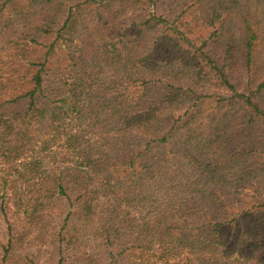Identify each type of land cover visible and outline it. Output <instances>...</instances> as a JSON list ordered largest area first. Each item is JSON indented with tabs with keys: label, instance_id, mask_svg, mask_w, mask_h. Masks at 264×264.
<instances>
[{
	"label": "rangeland",
	"instance_id": "rangeland-1",
	"mask_svg": "<svg viewBox=\"0 0 264 264\" xmlns=\"http://www.w3.org/2000/svg\"><path fill=\"white\" fill-rule=\"evenodd\" d=\"M70 15L71 28L64 29ZM52 43L56 48L48 62L47 85L59 87L61 80L90 83L93 100L109 112L114 106L123 108L118 102L123 96L142 93L137 87L148 80L158 82L151 91L155 95L174 87L182 109L193 104L189 90L213 95L204 105L207 115H213L215 95L230 99L234 93L205 66L204 53L223 68L238 93L251 94L264 115V0H0V101L15 95L13 81L24 77L19 67L24 60L44 62ZM233 100L236 105L225 101L220 111L230 113L232 139L224 152L231 160L218 173L226 175L229 213L238 218L223 228L216 256L189 254L185 242L170 238L161 254L160 241L155 238L149 245L139 233L143 219L152 220L155 213L135 211L133 204H123L117 214L113 210L109 215L114 220H108L105 232L98 231L97 220L79 217L71 192L60 201L46 199L44 207L37 206L34 214L33 207L26 215L19 197L37 198L41 187L18 181L13 166L0 157V264H264V116ZM25 107L26 102L19 109ZM6 108L8 113L16 109ZM107 123L102 126L108 128ZM101 129L92 134L93 143ZM210 129L207 124L204 133ZM257 164L258 172H252ZM195 176L178 186L179 192L169 187L156 192L153 209L193 197L200 189ZM4 181L9 182L5 187Z\"/></svg>",
	"mask_w": 264,
	"mask_h": 264
},
{
	"label": "trees",
	"instance_id": "trees-1",
	"mask_svg": "<svg viewBox=\"0 0 264 264\" xmlns=\"http://www.w3.org/2000/svg\"><path fill=\"white\" fill-rule=\"evenodd\" d=\"M70 22L71 15L64 29L71 28ZM184 41L189 42L185 38ZM55 48V43L48 47L44 62L25 59V64L19 66L24 77L13 81L15 95L8 101H0V157L13 166L18 181L41 187L37 198L27 195V202L23 203L24 196L19 197L26 215H31L33 207V214L37 206L44 207L46 199L60 201L71 192L76 194L79 217L97 220L101 223L98 231L105 232L110 227L108 220H114L109 214L113 210L117 214L123 204H133L135 211L143 209L148 216L155 213L152 220L143 219L139 233L146 236L149 245L154 244L155 238L160 241L158 252L161 254L167 252L164 242L170 238L179 240L180 245L185 242L189 254L198 251L200 257L216 256L223 228L238 218L229 213L230 196L223 189L226 175L218 173L224 161L231 160L224 152L230 149L232 139V134L228 137V130L232 128L230 113L220 111L222 103L228 101L233 107L236 105L233 99L237 98L257 116H264L251 94L238 93L223 68L201 53L205 66L215 71L221 83L234 93L230 99L215 95L217 105L213 115H207L204 109L205 102L212 100L213 95L189 90L195 96L193 104L182 109L176 103L179 94L174 87L165 95H155L151 91L158 82L148 80L137 87L142 93L123 96L118 101L123 108L114 106L109 112L107 107L101 108L94 101L95 97L93 100L90 83L80 86L76 81L61 80L59 87L48 89V62ZM248 48L251 52V43ZM84 90L87 93L83 94ZM181 96L190 98L186 94ZM24 102L25 109H19ZM7 105L16 109L8 113ZM104 121H108V128L102 126ZM206 123L212 126L209 134L203 130ZM100 128L105 129L96 134L99 140L93 143L92 134ZM220 149L224 150L223 154ZM258 164L252 172H258ZM192 175H196L200 186L192 192L193 197L185 195L160 211L153 209L156 192L166 191L168 187L179 192L178 186H184ZM241 179L239 182H245ZM8 184L4 181L3 186ZM119 222L117 219L116 223Z\"/></svg>",
	"mask_w": 264,
	"mask_h": 264
}]
</instances>
